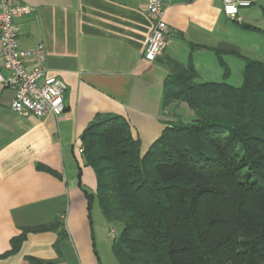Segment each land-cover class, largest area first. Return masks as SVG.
<instances>
[{
    "label": "crops",
    "instance_id": "1",
    "mask_svg": "<svg viewBox=\"0 0 264 264\" xmlns=\"http://www.w3.org/2000/svg\"><path fill=\"white\" fill-rule=\"evenodd\" d=\"M250 1L251 7L231 19L222 13V0H169L166 47L148 62L143 52L152 23L146 0H10L32 8L15 22L21 49L42 45L47 78L66 89L63 113L38 119L12 113L14 92L0 84V256L22 228L59 222L67 238L59 242L57 232L27 234L19 251L0 264H29L28 257L113 264L114 238L108 240L111 230L95 199L88 219L85 194L94 196L96 179L82 158L79 137L90 125L119 116L144 156L175 118L169 111L175 104L161 109L166 58L182 65L191 58L196 82L208 83L222 81L210 50L233 48L248 59H255L245 54L253 48L264 54V0ZM230 57L223 56L227 66Z\"/></svg>",
    "mask_w": 264,
    "mask_h": 264
},
{
    "label": "trees",
    "instance_id": "2",
    "mask_svg": "<svg viewBox=\"0 0 264 264\" xmlns=\"http://www.w3.org/2000/svg\"><path fill=\"white\" fill-rule=\"evenodd\" d=\"M210 51L221 82L197 83L191 58L164 60L161 109L185 104L195 118L175 116L144 156L119 116L79 137L96 179L94 196L85 194L88 219L95 199L118 264H264V63L233 48ZM224 55L243 62L241 86L227 83ZM44 232L67 238L59 222L22 228L0 260L15 255L27 234Z\"/></svg>",
    "mask_w": 264,
    "mask_h": 264
},
{
    "label": "built area",
    "instance_id": "3",
    "mask_svg": "<svg viewBox=\"0 0 264 264\" xmlns=\"http://www.w3.org/2000/svg\"><path fill=\"white\" fill-rule=\"evenodd\" d=\"M169 0H146L145 15L152 23V30L145 45L143 58L148 62L161 56L166 47L168 26L164 10ZM250 0H222V13L236 19L239 12L251 7ZM32 12L26 5L14 6L10 0H0V84L13 90L9 109L20 117L38 119L47 114L63 113L65 85L47 78L46 56L42 45L21 49L15 22ZM110 234L114 236L111 231Z\"/></svg>",
    "mask_w": 264,
    "mask_h": 264
},
{
    "label": "rangeland",
    "instance_id": "4",
    "mask_svg": "<svg viewBox=\"0 0 264 264\" xmlns=\"http://www.w3.org/2000/svg\"><path fill=\"white\" fill-rule=\"evenodd\" d=\"M255 35V34H253ZM255 37V36H254ZM247 48H250V45L247 47ZM253 48V47H252ZM253 51L252 52H246L245 54H249L248 56L249 57H253L255 58L256 60H259V61H262L264 63V54L262 52L261 49H255L254 48L252 49ZM228 61H229V70H230V76L227 80V82L229 84H231V86H241L242 84V78H241V68L243 67V62L237 58H234V57H230L228 58ZM172 110H169L171 111L172 114H174L175 116H179L178 118L184 122H191L194 120V115L193 113L188 109V107L185 105V104H181L180 105H176L175 107H172L171 108ZM111 241L112 238H114V236L110 235L108 236ZM112 237V238H111ZM111 259H112V263L113 264H118L117 260L115 259V257L111 254Z\"/></svg>",
    "mask_w": 264,
    "mask_h": 264
}]
</instances>
